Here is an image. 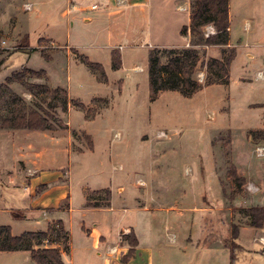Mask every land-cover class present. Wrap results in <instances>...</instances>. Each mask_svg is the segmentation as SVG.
Listing matches in <instances>:
<instances>
[{
    "label": "rangeland",
    "instance_id": "1",
    "mask_svg": "<svg viewBox=\"0 0 264 264\" xmlns=\"http://www.w3.org/2000/svg\"><path fill=\"white\" fill-rule=\"evenodd\" d=\"M94 1L77 3L89 7ZM179 1L176 13V0H151L140 44L123 50L122 67L113 71L104 44L107 22L97 21L100 11L73 15L70 22L55 13L36 17L38 9L42 13L39 0H0V40L6 42L0 46V85L26 67L45 71L50 88L68 93L66 112L56 111L57 130L0 132V223L14 222V233L46 229L42 207L28 206L46 187L39 180L31 183L42 171L70 181L74 205L83 185L93 189L112 179L114 194L119 185L124 188L125 205L133 207L131 197L138 192L141 203L161 209L138 213L142 223L145 214L155 218L150 232L148 225L142 229L143 243L150 242L148 234L154 245L159 243L153 264H264V230L249 227L245 214L264 207V139L252 135L264 131V0H229V48L236 56L228 84L205 87L190 98L161 92L150 102L149 51L153 45L182 48L188 38L180 30L188 24L190 0ZM26 2L31 11L21 9ZM89 16L94 20L84 23ZM15 26L29 38L16 39ZM43 33L100 63L107 82L97 83L74 49L38 39ZM29 46L35 51H25ZM199 50L195 79L203 83L206 61L219 57L223 48ZM10 87L27 102L33 100L20 86ZM232 170L244 179L242 186L235 184ZM87 195L105 200L103 190ZM233 226L239 230L236 241L230 238ZM77 234L73 231L75 243ZM24 257L0 252V264H31Z\"/></svg>",
    "mask_w": 264,
    "mask_h": 264
},
{
    "label": "trees",
    "instance_id": "2",
    "mask_svg": "<svg viewBox=\"0 0 264 264\" xmlns=\"http://www.w3.org/2000/svg\"><path fill=\"white\" fill-rule=\"evenodd\" d=\"M190 16L188 25L182 26L180 34L188 37V46L182 48H154L147 55V74L150 102L157 100L161 92H177L185 98H190L205 87L226 85L229 83V70L236 56L234 48L221 51V58H209L205 63L203 83L195 79L197 65L200 61V48L222 46L229 41V0H190ZM211 26L214 33L206 36L204 28ZM28 53L35 49L25 50ZM47 60L46 57H44ZM82 64L98 78V82L106 83L103 67L90 62L82 56ZM121 67V58L117 51L111 52V69L117 71ZM43 70H32L22 67L11 73L0 85V131H55L56 111L66 112L68 105L67 92L63 88H50ZM41 81H44L41 83ZM16 84L24 89L33 100L27 102L16 94L11 85ZM46 101H50L49 103ZM62 107L60 108V106ZM64 106V108H63ZM258 139H264V131L252 133ZM89 148L92 149L91 141ZM231 176L237 186H242L244 179L235 170ZM105 202L110 200L109 190H103ZM92 198L89 196L88 200ZM89 207H100L99 204L88 203ZM248 226L256 230H264V207L249 208L245 212ZM56 224L49 226L45 232H24L12 236L10 227L0 226V252L23 251L29 253V259L34 264H63L59 250L53 247L56 240L51 235L66 241V233ZM239 230L232 227L230 238L236 241ZM131 247L137 245L133 232L126 237ZM231 251V250H230ZM232 253V251H231ZM132 255L131 250L126 257ZM233 261V255L231 256Z\"/></svg>",
    "mask_w": 264,
    "mask_h": 264
},
{
    "label": "crops",
    "instance_id": "3",
    "mask_svg": "<svg viewBox=\"0 0 264 264\" xmlns=\"http://www.w3.org/2000/svg\"><path fill=\"white\" fill-rule=\"evenodd\" d=\"M78 1L81 0H39V5L42 6V13L41 9H38L35 16L38 17L42 14V18H44L55 13V15H59V17L62 18L65 17L67 21L69 19L71 22V17L73 15L82 14L85 12L100 11V14L97 17L98 20H96L99 21L105 19L107 22L106 24L108 34L105 36L106 43L104 44H107L106 47L109 51V68L111 69V52L117 51L119 48L121 49L119 54L121 56L122 67L121 52L125 49H131L129 46L131 43H135L136 45L140 44L138 42L141 40V33L145 31L143 23H148L149 21L151 0H124L125 3L122 6H117L116 0H95L91 3V5H97L98 8L96 10H90L91 5L89 7H82V5L77 3ZM28 4L31 5L30 10L28 11H31L32 4L27 2L21 4V9L23 8V10H26L24 9V6ZM180 4L182 3H180L179 0H176L174 12L179 13L178 6ZM183 4L186 6L188 3L184 2ZM187 19L189 23V16H187ZM93 20L94 17L91 16L83 18L84 23H90ZM13 30L16 32V39H20V37H23L25 34L28 35L29 38V33L27 31L18 29L16 26ZM228 33L229 41L226 47L212 46L206 48H229L232 44L230 22ZM40 37L52 39L57 44L58 49H67L68 51V49L71 48L77 51L75 48H72L69 43L58 42L55 40V36L53 35L43 33L42 36H38V39ZM113 39H115L117 42L114 43ZM104 44L102 45L104 46ZM186 44L188 46V38L185 42V46H183L186 47ZM153 46L155 48H166L164 45ZM181 46L182 45L180 44L178 46H172L169 48H180ZM144 48L146 49V47ZM29 49H36V47L29 46ZM79 54L87 57L84 54ZM219 55V57L215 55L214 57L211 56L210 58L219 60L221 58V51H219ZM94 77L95 76L93 75V78ZM96 82L99 84H104L98 81ZM94 98L95 97L92 99ZM96 98L103 99L102 97ZM7 132L15 133V131ZM32 133L42 134V131H32ZM26 134H30V132H25V135ZM61 179V174H57L56 172L47 173L45 171H42V177L39 179H32V184H36L38 182L37 180H39V183L41 182L42 185L46 187L42 191V194L37 201L31 202L29 200L28 206L31 209L35 207H42V215L46 218L44 223L46 229L43 231L30 232H45L49 226L56 224V228L60 226L61 229L66 233L65 242L64 240L56 237V232L51 235V238L56 240V243H54L53 247L57 248L61 253L63 264H153L154 251L156 248H158L159 243L154 245L152 240L153 238L150 234H148L147 238L150 240V242L143 243L142 237H144L146 234L142 231V229L143 226L148 225L146 229H148V232H150V230L154 227L155 218H153L151 215L148 216L145 214L143 217L146 221L145 223H142V220L139 219L138 213L157 212L161 210L160 208L156 210L150 206H146L144 203H141L138 192H136L134 196L131 197V206L133 207L125 205V196L123 197L124 188L119 185V187L116 188L117 194H114V190L112 189V179H110L108 184H105L104 186H98L93 189L83 185L80 188L79 196L77 197L78 202H76L77 204L74 205L71 183L70 181L62 182ZM140 183L143 182L140 181ZM102 190H109V202L102 201L101 198L100 201L99 197L94 198L92 196V199L90 201L88 200L90 195H87V192ZM88 203L91 206L92 204H99L100 207H89L87 205ZM130 215H132L133 218H130ZM0 226L10 227L12 236H19L22 234L21 232L14 233V222L0 223ZM75 230L78 232V241L76 243L73 240V231ZM255 231L257 232L259 230L255 229ZM130 232H133L134 238L137 241V245L135 247H131L128 243V240L126 239ZM169 239L172 243L175 242L174 235L169 236ZM260 243L264 246V242L261 241ZM130 250L132 255L126 259ZM18 252L25 254L24 259L27 262L34 264L30 261L28 252L17 251L11 253Z\"/></svg>",
    "mask_w": 264,
    "mask_h": 264
},
{
    "label": "built area",
    "instance_id": "4",
    "mask_svg": "<svg viewBox=\"0 0 264 264\" xmlns=\"http://www.w3.org/2000/svg\"><path fill=\"white\" fill-rule=\"evenodd\" d=\"M125 3V1L124 0H116V5L117 6H122L123 4ZM25 8H26V10H30V8H31V5H25ZM98 7H97V5H91L90 6V10H96ZM182 10H186L185 8H183ZM83 11V10H82ZM207 27H210L211 29H212V27L211 26H207ZM214 33V31H213V29H212V32H210V33H208V34H206L205 33V35L206 36H208V35H211V34H213ZM4 45H6V42L4 41V40H0V46L2 47V46H4ZM259 75H261V74H258V76ZM264 237L263 238H261L260 239V241H262V242H264Z\"/></svg>",
    "mask_w": 264,
    "mask_h": 264
}]
</instances>
